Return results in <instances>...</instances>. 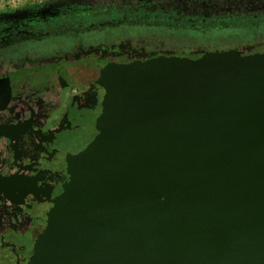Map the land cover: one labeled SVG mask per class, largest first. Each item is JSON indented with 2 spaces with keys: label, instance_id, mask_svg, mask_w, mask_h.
I'll list each match as a JSON object with an SVG mask.
<instances>
[{
  "label": "water",
  "instance_id": "1",
  "mask_svg": "<svg viewBox=\"0 0 264 264\" xmlns=\"http://www.w3.org/2000/svg\"><path fill=\"white\" fill-rule=\"evenodd\" d=\"M91 71L26 264H264V77L224 92L165 54Z\"/></svg>",
  "mask_w": 264,
  "mask_h": 264
},
{
  "label": "flooded vegetation",
  "instance_id": "2",
  "mask_svg": "<svg viewBox=\"0 0 264 264\" xmlns=\"http://www.w3.org/2000/svg\"><path fill=\"white\" fill-rule=\"evenodd\" d=\"M110 1L118 12L77 6L45 15L40 13L45 3L28 7L35 11L23 18L0 19V51L11 49L0 56V222L6 217L7 206L11 214L8 222L14 224L16 217L19 220L20 216L13 211L18 205L29 208L30 216L39 219L37 209L47 199L46 191L61 182L58 154L74 139L76 128L83 123L81 106L89 103L97 91L92 82L93 71L84 75L78 72L92 60L103 58L113 62L99 55L83 57L89 51L100 49L111 57L133 52L136 60L162 54L178 55L177 51L178 56L195 58L209 50L197 47L186 51L166 46L162 38L152 35L124 34L105 39L98 36L101 28L94 32L95 38L77 39L72 44L67 41L71 39L68 30L72 18L85 19V22L86 17H97L103 24L104 17L111 14H120L126 19L131 16L151 18L152 15L157 18L158 12L174 10L178 15L183 13L190 22H197L196 16L213 21L215 17L226 15L264 14V0ZM61 38L66 43H56ZM261 42H264V29L253 32L237 46ZM44 55H59L69 62H53L24 70L11 68ZM76 59L81 63H71ZM63 78L67 80L66 86ZM75 108L83 111L76 115ZM10 261L0 257V264H10Z\"/></svg>",
  "mask_w": 264,
  "mask_h": 264
},
{
  "label": "rangeland",
  "instance_id": "3",
  "mask_svg": "<svg viewBox=\"0 0 264 264\" xmlns=\"http://www.w3.org/2000/svg\"><path fill=\"white\" fill-rule=\"evenodd\" d=\"M43 4L48 6L47 10H52V14L57 13L59 10L71 9L73 7H84L93 10H105L108 4L112 6L110 0H42ZM8 0H0V19L13 18L10 14L14 9L25 8L30 10V4L21 2L18 7L11 6ZM65 7V8H64ZM92 7V8H91ZM107 10V9H106ZM59 11V12H60ZM47 11H45L46 13ZM44 13V14H45ZM49 13V12H48ZM30 15L32 13H29ZM29 14L25 15L28 16ZM46 15V14H45ZM25 16H16L17 18H23ZM14 17V18H16ZM102 32L98 36L103 38L114 37L116 35L131 34L136 36L139 34H151V33H164L163 29L159 26L155 27H139V26H121L111 30H101ZM190 36V35H188ZM85 39L95 38V34L86 35ZM197 37H185L186 40H192ZM154 39V38H153ZM63 38L56 41V43L63 44L66 41ZM155 40V39H154ZM61 41V42H60ZM160 44V43H159ZM11 49L0 51V56L5 53H9ZM208 53L198 54L194 59L198 60L210 75L211 79L219 83L224 92L239 89L248 82L264 77V42L250 45V46H221L218 49L208 50ZM168 53V52H166ZM179 51L175 54L179 55ZM99 55L105 58L111 59L113 62L130 63L134 61V54L130 52L128 55H119L111 57L100 49H94L89 51L85 56ZM167 55V54H166ZM176 55V56H178ZM33 61L22 62L17 66L11 68H18L21 70L28 68H41L48 63H62L65 60L64 57L44 55L41 58H33ZM81 61L76 59L71 63H78ZM14 212L16 216H20L14 224L8 222V218L11 216L8 206L6 210V217L0 222V257L4 260L11 259L10 264H26L27 261L34 254L39 238L44 231V225L42 223L43 212L41 206L37 209L39 212V219L34 216H30L29 208H22V206H14ZM15 217V216H14Z\"/></svg>",
  "mask_w": 264,
  "mask_h": 264
},
{
  "label": "trees",
  "instance_id": "4",
  "mask_svg": "<svg viewBox=\"0 0 264 264\" xmlns=\"http://www.w3.org/2000/svg\"><path fill=\"white\" fill-rule=\"evenodd\" d=\"M107 10L118 12L114 7L108 6ZM183 13L178 15L176 11L170 13L158 12V17L151 18L135 17L131 18L121 17L120 14H111V16L104 17L103 24L99 23V19L86 17V21L74 19L70 22L71 34L67 41L75 43L77 39L83 41L86 35L94 34L96 30H111L121 26H141V27H155L165 31L164 33H151L155 37L162 38L166 46L173 45L176 48L190 51L197 47L206 48L209 50L218 49L221 46L240 45L245 38L251 37L253 32H258L264 29V14L255 16L254 14H241L238 17H230L228 15L215 17V19H204L196 16V21L190 22L188 17H183ZM180 19V20H178ZM77 20V21H76ZM147 35V34H139ZM190 35V36H188ZM197 37L192 40H186L185 37ZM243 39V40H242ZM59 44V43H58ZM206 54L208 52H205ZM204 54V53H203Z\"/></svg>",
  "mask_w": 264,
  "mask_h": 264
},
{
  "label": "built area",
  "instance_id": "5",
  "mask_svg": "<svg viewBox=\"0 0 264 264\" xmlns=\"http://www.w3.org/2000/svg\"><path fill=\"white\" fill-rule=\"evenodd\" d=\"M9 3H12L11 6H14V8L18 7V5L21 4V2H25L26 4H30V6H39L43 4L42 0H8Z\"/></svg>",
  "mask_w": 264,
  "mask_h": 264
}]
</instances>
